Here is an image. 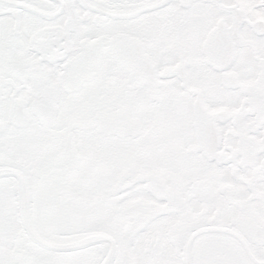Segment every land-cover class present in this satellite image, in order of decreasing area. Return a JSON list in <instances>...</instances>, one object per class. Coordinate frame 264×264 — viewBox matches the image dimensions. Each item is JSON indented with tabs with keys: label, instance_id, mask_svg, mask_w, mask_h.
Returning <instances> with one entry per match:
<instances>
[{
	"label": "snow or ice",
	"instance_id": "1",
	"mask_svg": "<svg viewBox=\"0 0 264 264\" xmlns=\"http://www.w3.org/2000/svg\"><path fill=\"white\" fill-rule=\"evenodd\" d=\"M0 264H264V0H0Z\"/></svg>",
	"mask_w": 264,
	"mask_h": 264
}]
</instances>
